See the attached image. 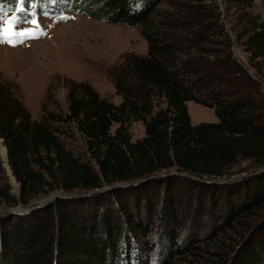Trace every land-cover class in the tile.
<instances>
[{
	"label": "trees",
	"instance_id": "trees-1",
	"mask_svg": "<svg viewBox=\"0 0 264 264\" xmlns=\"http://www.w3.org/2000/svg\"><path fill=\"white\" fill-rule=\"evenodd\" d=\"M22 2L139 27L149 48L114 75L120 105L68 81V113L38 121L0 81V138L20 185L18 198L0 188V204L30 209L42 195L67 196L0 214V264H177L202 259L205 244L223 252L226 230L260 218L264 170H230L240 159L264 168V0ZM156 96L165 108L155 110ZM189 102L214 109L218 122L193 125ZM134 122L145 127L136 142ZM64 123L86 138L98 171L63 145L55 125ZM244 234L214 264H264V223Z\"/></svg>",
	"mask_w": 264,
	"mask_h": 264
},
{
	"label": "rangeland",
	"instance_id": "rangeland-1",
	"mask_svg": "<svg viewBox=\"0 0 264 264\" xmlns=\"http://www.w3.org/2000/svg\"><path fill=\"white\" fill-rule=\"evenodd\" d=\"M21 1L23 0H16L15 3L12 0L0 2V5L9 3L3 6V11L0 9V26L8 25L7 19L12 11L19 10L22 13L20 24L13 28V38L0 42V81L20 97L32 118L42 121L50 114L65 116L68 113V81L89 84L102 98L120 105L123 99L117 94L114 75L124 63L125 57H144L148 54L149 45L140 28L107 24L84 17L80 12L58 15L55 6H48L38 12L36 4H20ZM6 31L8 32V28ZM237 56L247 63V55L241 50H237ZM154 105L155 110L166 107L165 100L159 96L155 97ZM188 107L193 125L218 122L214 109L195 102H189ZM55 127L61 131L58 137L63 145L75 157L89 163L98 171V166L88 150L87 140L77 126L74 123H64ZM116 128L114 126L113 133ZM130 134L133 142L142 140L145 137L143 123L134 122ZM5 148L2 140L0 163L3 169L0 170V188L8 190L12 196L18 198L20 185L13 173L10 175L12 170L7 168L3 159L6 158ZM263 170L264 168H260L253 161L240 159L230 170V175L242 178ZM58 194L61 193L42 195L31 206L34 207ZM18 206L0 204V214L15 210ZM26 209L22 207L21 211ZM259 213L261 215L257 220L254 217L251 219L254 221L250 223L246 218L242 220L241 228L228 229L221 235L219 242L225 248L223 252L219 249L209 250L210 247L205 244L200 246V249L207 251L202 254V259L188 256L177 264H214L218 260V253L230 256L244 241L242 237L246 235V227L251 229L264 223V211Z\"/></svg>",
	"mask_w": 264,
	"mask_h": 264
},
{
	"label": "water",
	"instance_id": "water-1",
	"mask_svg": "<svg viewBox=\"0 0 264 264\" xmlns=\"http://www.w3.org/2000/svg\"><path fill=\"white\" fill-rule=\"evenodd\" d=\"M252 74V73H251ZM0 142H2V140L0 139ZM5 150H6V158L5 157H3V159H4V161H5V163H6V166H7V168L9 169L10 167H9V165H8V153H7V149L5 148ZM10 175H12V172H11V174ZM120 186H122V185H119V187ZM105 189H103V190H100V191H104ZM99 190H95V191H93V192H91V193H95V192H98ZM59 197H67L66 195H60V194H58V195H54V196H52L51 198H49V199H46V200H44V201H42V202H40L38 205H35L33 208H30V209H26V210H24V211H21L22 210V206L20 205V206H18L15 210H10V211H8V212H6L7 214H13V213H17V214H26V213H30V212H32V211H34V210H37V209H40V208H42V207H45V206H47V205H50L52 202H54L56 199H58Z\"/></svg>",
	"mask_w": 264,
	"mask_h": 264
},
{
	"label": "snow or ice",
	"instance_id": "snow-or-ice-1",
	"mask_svg": "<svg viewBox=\"0 0 264 264\" xmlns=\"http://www.w3.org/2000/svg\"><path fill=\"white\" fill-rule=\"evenodd\" d=\"M22 34H26V33H22Z\"/></svg>",
	"mask_w": 264,
	"mask_h": 264
}]
</instances>
